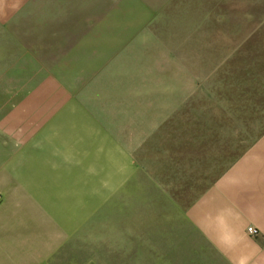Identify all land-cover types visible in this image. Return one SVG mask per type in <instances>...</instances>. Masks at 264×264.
Segmentation results:
<instances>
[{
    "label": "crops",
    "instance_id": "0c3cea01",
    "mask_svg": "<svg viewBox=\"0 0 264 264\" xmlns=\"http://www.w3.org/2000/svg\"><path fill=\"white\" fill-rule=\"evenodd\" d=\"M22 2L0 0V6ZM149 4L139 21L130 18L124 27L130 33L142 26L136 37L140 45L127 49L125 66L111 64L118 51L117 17L105 23V17H96L93 29L89 26L84 33L94 56L109 54L98 62L113 71L110 83L96 81L109 97L101 117L96 114L98 122L109 120V133L103 136L109 157L102 152L100 160L126 177L121 192L129 200L130 220L141 214L170 216L165 217L170 221L167 228L154 229L159 247L167 249L151 250L153 257H162L153 261L264 264V0ZM119 72H125V79H119ZM51 100L32 98V111L23 112L11 130H1L0 264H55L56 260L47 263L32 256L29 249L23 254L24 247L37 244L38 228L47 232L42 237L46 240L49 232L53 237L54 228L64 227L65 215L62 224L55 218L54 200L63 194L56 188L70 182L73 166L82 179L78 173L84 167L85 149L80 136L78 149H71L76 151L73 160L71 147L58 150L54 143L61 141L54 127L59 130L61 122L45 117L49 111L43 114L41 105ZM121 103L126 105L119 113L113 107ZM7 136L14 150L4 143ZM27 147L29 155L23 152ZM29 158L35 172L30 180L22 176ZM14 159L20 162L12 169ZM23 182L30 192L23 191ZM178 198L191 201L165 206L166 200L175 203ZM138 199L146 200L141 208ZM158 200H165L164 207L151 206ZM28 219L32 230L24 224ZM248 226L257 233L250 235ZM150 231V225L143 228L144 241L136 247H152L154 241L148 244L144 237ZM127 238L136 241L133 233Z\"/></svg>",
    "mask_w": 264,
    "mask_h": 264
},
{
    "label": "rangeland",
    "instance_id": "374dc122",
    "mask_svg": "<svg viewBox=\"0 0 264 264\" xmlns=\"http://www.w3.org/2000/svg\"><path fill=\"white\" fill-rule=\"evenodd\" d=\"M23 1L22 4L0 6V139L3 138L2 129L11 130L18 124L23 112L32 111V98L49 97L52 100L48 105L41 104L43 114L49 111L45 117L59 118L61 122L59 130L54 127L55 136L61 142L54 145L59 147L58 150L71 147L72 160L76 151L71 149H78L79 136L85 149L84 167L78 173L82 179L77 178L73 166L70 182L63 184V189L56 186V193L60 191L63 194L57 198L55 194V218L57 221L60 218L59 223L62 224L61 215H65L64 227L54 228L53 237L49 232L46 240L42 237L45 238L47 232L38 228L37 244L30 242L28 248L24 247L23 254L29 249L32 256L47 259V263L56 260L55 264H175L153 261L162 257L159 255L155 258L150 252L167 249L159 247L161 241L153 233L156 228H167L170 221L165 217L170 216L141 214L134 215L135 218L130 220L126 214L129 200L126 193L121 192L127 184L126 177L116 168H110L108 161L100 160L102 152L104 157H109L103 142L105 132L109 133V126L105 125L109 120L98 122L96 114L101 117L99 113L107 109L104 101H109V97L105 94V86L100 89L96 81L110 83L113 71L106 63L98 62L109 54L103 56L98 53L94 56L95 49L87 47L84 39L89 26L93 29L94 18L105 17L101 19L105 23L112 22L111 16L117 17L114 21L120 35L114 38L118 42V51L113 54L111 64L118 68L125 66L127 49L140 45L141 40L136 37L141 35L142 26L136 31L138 35L132 31L128 33V30L126 33L124 27L130 18L139 21L141 12L148 8L150 0ZM127 10L130 13L127 14ZM110 26L108 23V29ZM130 36L134 37L128 38ZM91 41L94 43V39ZM104 41L110 45L109 39ZM120 46L124 47L119 50ZM86 51L91 54H86ZM94 58H97L96 64ZM119 74H122L119 79H125V72ZM125 105L114 104L113 109L120 113ZM4 143L14 150L13 140L9 136ZM29 150L27 147L23 152L29 155ZM19 162L12 160V169ZM23 172L22 176L28 180L35 173L31 158L28 163L24 161ZM14 173L18 174V171ZM20 184L25 185L24 192H30L28 183ZM138 201L141 208L146 200ZM164 201L158 200L151 206L164 207ZM190 201L188 198L175 199V203L166 200L165 206L166 202L169 206H185ZM30 211L31 206L26 208L28 214L25 218H29ZM172 217L176 216L172 214ZM81 221L83 229L80 228L82 225L79 227ZM24 224L29 230L33 229L30 219ZM147 225H150L151 231L146 232L144 237L147 236L148 244L149 240H153L155 246L136 247L137 243L144 241L142 231ZM129 233L134 234L136 241L127 238ZM133 243H136L135 247Z\"/></svg>",
    "mask_w": 264,
    "mask_h": 264
},
{
    "label": "built area",
    "instance_id": "2783aa9c",
    "mask_svg": "<svg viewBox=\"0 0 264 264\" xmlns=\"http://www.w3.org/2000/svg\"><path fill=\"white\" fill-rule=\"evenodd\" d=\"M247 232L250 234V235H255L257 233V229L254 228V226H248L247 227Z\"/></svg>",
    "mask_w": 264,
    "mask_h": 264
}]
</instances>
